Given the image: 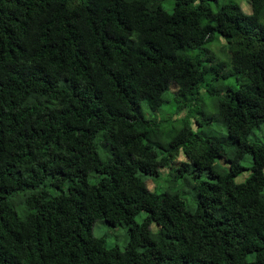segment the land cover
<instances>
[{"label": "trees", "instance_id": "obj_1", "mask_svg": "<svg viewBox=\"0 0 264 264\" xmlns=\"http://www.w3.org/2000/svg\"><path fill=\"white\" fill-rule=\"evenodd\" d=\"M262 123L264 0H0V264H264Z\"/></svg>", "mask_w": 264, "mask_h": 264}, {"label": "rangeland", "instance_id": "obj_2", "mask_svg": "<svg viewBox=\"0 0 264 264\" xmlns=\"http://www.w3.org/2000/svg\"><path fill=\"white\" fill-rule=\"evenodd\" d=\"M226 0H217L218 3H222ZM238 2L245 10H246V0H234ZM157 3H159L165 10L170 11L174 6V0H156ZM212 5H215V2H212ZM219 44L217 41L211 42L207 45V48L213 52L219 59H223V56L218 51ZM225 85H229L232 87H236L234 77H229L225 79L224 81ZM214 98L206 95L203 97L204 104H205V111L207 115L214 114L218 116L214 106L212 105V100ZM214 101V100H213ZM219 117V116H218ZM212 127L218 128L219 130L225 132L226 128L225 125L222 123L217 122V119L212 116V121L209 124ZM250 137L256 140H260L264 142V123H262L259 127H255L250 134ZM182 158V156H179ZM242 164L246 168L243 170L238 176L235 177V181L237 183L242 182L246 179L247 176L251 173L249 169V165L251 163V156L246 155L243 160H241ZM216 163H218L220 166H225L227 169V166L225 163H222L220 159H217ZM206 175L202 174V178H204ZM96 179V175H90L89 180L93 181ZM149 181L155 182L156 190L159 192H162L168 188L167 181L165 179V176L161 177H155L153 178L148 177ZM179 181L172 189L179 190L182 193V197L185 200L187 206L191 209L195 208V198L193 194V190L189 187H187L184 184H181L182 178H179ZM151 183V182H150ZM262 193L264 194V188L262 190ZM145 217V212L141 211L135 216V220L140 223ZM150 229L154 231L156 229V225L152 223L150 225ZM93 234L96 236H102L106 242L107 246H118L120 249H123L125 242L127 241V228L123 223H117L116 225H110L105 220H97L93 225Z\"/></svg>", "mask_w": 264, "mask_h": 264}]
</instances>
